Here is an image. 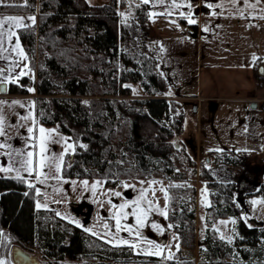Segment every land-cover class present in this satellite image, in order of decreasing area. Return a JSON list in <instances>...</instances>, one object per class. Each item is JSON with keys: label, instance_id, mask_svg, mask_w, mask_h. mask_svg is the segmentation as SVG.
Returning a JSON list of instances; mask_svg holds the SVG:
<instances>
[{"label": "trees", "instance_id": "obj_1", "mask_svg": "<svg viewBox=\"0 0 264 264\" xmlns=\"http://www.w3.org/2000/svg\"><path fill=\"white\" fill-rule=\"evenodd\" d=\"M24 4H0V13L36 12L34 25L17 29L32 72L21 79L24 87L9 84L6 93L28 94V87L35 88L36 118L71 136L77 147L65 160L63 174L100 178L114 186L131 177L184 178L174 161L179 150L176 136L183 131L181 104L178 108L173 100L161 96L121 97L130 93V87L124 85L134 82H141L148 94L164 93L169 88L168 78L160 75L149 5L140 4V0L101 4L27 0V6ZM121 12L128 16L123 23ZM220 152L226 153L220 158L217 155L216 164L231 169L238 166L240 171L234 180L217 179L212 166L203 171L211 205L206 208V221L209 226L218 218L234 216L237 236L233 244L221 240L210 226L199 241V259L183 242V233L195 234V187L190 184L168 187L172 208L168 220L181 234V244L175 259L167 261L135 253L126 246L114 247L57 216L52 208L37 209V196L27 183L15 176H0V229L11 240L2 249L11 259L13 245L30 252L37 248L43 257L40 264L82 257L88 260L85 264H264V222L251 224L242 219L248 196L264 198V180L259 176L262 168L248 170L250 178L254 176L252 183L246 182L251 186L238 190L237 178L247 169V154L229 150L214 153ZM189 167L194 171L192 164ZM238 194H242L241 202Z\"/></svg>", "mask_w": 264, "mask_h": 264}, {"label": "rangeland", "instance_id": "obj_2", "mask_svg": "<svg viewBox=\"0 0 264 264\" xmlns=\"http://www.w3.org/2000/svg\"><path fill=\"white\" fill-rule=\"evenodd\" d=\"M12 3H17V4H23L25 0H8ZM7 1V2H8ZM20 1V2H19ZM91 4H101L103 2H106L108 0H87ZM7 4V3H3ZM37 9V7H36ZM12 14H21V13H12ZM32 16H35L36 12L30 13ZM178 23L180 24V28L176 30L177 32H182L183 27L188 29L191 28L190 25H185L183 22L179 19H177ZM149 24L150 28L153 31V33L156 35L157 40L162 42L163 38L165 35L169 34V22L168 18H161V17H156L155 22L153 23L149 19ZM185 29V30H186ZM17 32V29H16ZM18 34V32H17ZM177 34V33H173ZM179 39V38H177ZM176 39V40H177ZM21 42V41H20ZM22 45V44H21ZM160 59V56H159ZM161 61V60H160ZM182 62V61H181ZM178 63V60L175 62V71L172 73L174 75L175 79H172L170 75L168 78L171 79L170 85H175L169 86V88L164 92L160 94H148L147 92L144 91L143 86L141 82H134L130 83V93L126 96H121L122 98L126 99H140V98H151V97H165L169 100H173V104L179 108V104H181L182 111L184 113V118H183V131L181 134L176 136L177 144H178V152L177 154H174V161H175V169L179 171L181 177H184L180 180H171L170 178H165L161 175H153L151 178H139V177H131V178H126L122 179L120 182H126L130 185H135V188H123L120 185V182L117 185H110L104 181V179L100 178H87V177H67L63 174V170L61 172V175L63 177V182L61 181L59 184L57 181L49 179L46 183L40 184L37 183L35 180V177H29L27 173L23 171V169L20 170V175L25 177V183L26 181H31L32 183L36 184V187L41 190V195L36 197V202L41 203V204H47L48 208L54 209L55 213L59 212L61 213V216L71 218L74 221H79L81 225L84 227H88L93 229L98 237L102 238L103 240H108L110 237H105L103 235L105 229L103 225L107 223L110 227V230L114 233L115 228L114 224L115 221L111 219V213L114 211L112 209L111 205L108 203L109 198L112 201V204H120L123 203L124 200H133L137 197L138 195V189L144 187L147 188L148 184L147 182L150 180H157V181H162L163 186L168 188L170 184L174 185H193L195 187V200L192 202L193 209L195 210V234L191 235L188 233H183L182 238L183 242L191 249V251L194 253V256L196 259H199L201 257V252L199 248V241L200 239L206 234V229L207 227H214V228H219L220 232H222L226 237H231L234 243V240L237 236L235 224L229 223L227 226L220 225L219 221H229V220H236L234 216H227L224 218H218L214 220L209 226L206 221V208L205 206L202 205V196H201V190L204 189L205 187L207 188V193L206 196L203 197L207 201L210 202V194H209V189L206 186L203 178V171H207V167L212 166L214 168L213 174L217 179H236L235 175L240 171V168L238 166L227 168L223 165H218V156L220 158L221 155H223L226 152H220V153H214L216 149H222V147H215L212 148L214 151L210 152L207 149V143L205 142L206 137L204 135V131H207V133H210V123L211 119L214 117L212 116L211 110L209 108V103L205 102V106H203V109L201 110V113L198 115L195 111L193 110V104H190L188 102L184 101V98L180 94H193L195 91H184L183 89H180L177 87V85H180V77L178 74V68L179 65L181 64ZM29 63V61H27ZM160 67H161V62ZM2 64H6L4 61L0 60V67H5ZM164 72V69H163ZM31 74V73H30ZM167 74L164 72V75ZM133 89H135V93L133 92ZM192 90V89H191ZM171 92L172 95H168V93ZM37 94L35 92H29L28 94H0V100L8 101L9 104L2 105L0 106V114H2L5 118V129L7 136L6 138H0L6 139L8 143L12 145V148L15 150H20L22 152H27V151H32L33 149L31 148V143L32 141L28 140V132H27V127L31 125V121L24 122L20 120V116L22 115H28L29 108L28 104L31 101H34V97H36ZM20 101L24 103L26 106L24 108H21L19 105H11V101ZM179 109H177L178 111ZM34 112V109L32 110ZM258 116L256 117V119ZM37 119V118H36ZM39 125L43 126L46 129H53L57 128L55 125H45L42 122H40L37 119ZM23 124V127H14L17 125ZM198 128V132L201 134V139L202 143L205 146V149L199 150V155L196 159H193V155L195 157V154L191 156L189 153L188 148L183 146L182 143V137L187 136L189 138H192V133L193 130ZM60 135L64 137L70 138L69 143H73V139L71 138L70 135L63 133L62 131L59 130ZM210 137V136H209ZM213 139V138H212ZM50 147V152L52 155H59L63 150H64V145L62 143H52L49 145ZM194 149V148H193ZM195 150V149H194ZM193 150V151H194ZM3 151V150H0ZM196 153V150L194 151ZM230 153V152H227ZM240 153V152H238ZM71 154V153H70ZM197 154V153H196ZM69 155V154H68ZM68 155L65 156V160L67 159ZM218 155V156H217ZM240 155V154H239ZM192 159L188 161L190 158ZM205 157H208V162H205ZM16 160L23 159V157H15ZM11 161L9 160L8 157L0 155V166H7ZM244 162L247 164V169L244 171V176H246L251 183H252V178L249 176V172H257V170L260 171L261 169V180H264V161L262 163H256L252 164L253 160L246 156L244 159ZM192 164V168L194 169L191 170L189 165ZM16 168H19L20 165L17 163L15 165ZM249 170V172H247ZM248 173V174H247ZM17 173L15 171L11 173H0V176H15L16 177ZM186 178V179H185ZM87 180L89 182V186L85 187L82 184V181ZM101 180L103 183L97 188L95 195L90 189L91 184H93L95 181ZM140 180L145 181L143 185L139 183ZM75 181V185H73L71 182ZM248 181V182H249ZM251 183H243V186L248 188L251 186ZM157 188L155 200L159 201V205L161 208L164 207L165 201L163 194L158 191L160 185H155ZM243 187V188H245ZM59 188L61 191H56V189ZM119 191L122 193L121 197H116L114 195H110V192H116ZM241 197H236L240 202L242 198V194H240ZM149 198L151 197V194H149ZM264 199L261 195L259 194H253L247 197V204H246V217H247V222L254 224V221H263L264 222V204H256L253 205L251 203L252 200H261ZM190 202V203H191ZM172 208L169 205L168 201V212H171ZM204 219H201V218ZM67 219V218H65ZM151 220L156 221L159 223L161 226L167 228L168 224H172L168 219H165L164 217L158 215V214H152ZM69 220V219H67ZM122 223H128V224H134L135 220L132 217H129L127 221H123ZM173 225V224H172ZM83 228V227H82ZM143 236L148 239L152 240L156 243H159L161 245H173L175 243L181 244V234L177 231L172 229H168L165 231L164 234H160L158 231L152 229L151 227H145L142 229ZM218 235L220 236V233L218 232ZM120 237L124 239H132L131 237L128 236V234L124 231H121L119 234ZM174 236H178L179 240L175 241L173 239ZM227 241V240H226ZM135 253H137L135 250H133ZM172 252L175 255L177 250L173 247ZM37 256L39 259H43L42 253L39 249H35L32 252ZM0 254L9 255L5 253L0 247ZM236 258L238 259V255ZM87 259L85 257L78 258V259H63L57 261V264H85L87 263Z\"/></svg>", "mask_w": 264, "mask_h": 264}, {"label": "crops", "instance_id": "obj_3", "mask_svg": "<svg viewBox=\"0 0 264 264\" xmlns=\"http://www.w3.org/2000/svg\"><path fill=\"white\" fill-rule=\"evenodd\" d=\"M7 1L2 0L0 4L12 3ZM208 2L215 4L221 0ZM250 2L254 3L255 0ZM223 3L224 8L217 9L218 12L222 11L223 15L213 17L210 15L211 10L204 6L205 0H194L196 7L193 12L198 23L190 25L191 28L188 29L183 27L182 32H177L178 28L169 23V34L160 41L166 49L164 52L160 51L156 37L157 55L158 58L160 56L161 62L159 70L163 72L164 69L167 73L165 76L170 75L175 79L172 74L176 69L175 62L182 61L178 68L181 80L177 87L185 92L195 93L180 95L185 102L195 104L198 115L201 110L206 109L203 108L205 102L209 103L214 118L210 123L211 134L204 131L207 149L222 147V151L244 152L253 160L252 164L262 163L264 109L260 107V101L264 98V72L259 68H264V20L259 19V16L262 14L261 9H264V0L255 11H245L244 18L233 9L229 0H223ZM236 7L243 8L244 5L241 3ZM168 10L167 4L149 5V12L161 13ZM179 11L188 9L173 10L172 16L157 17L168 18V22L179 19L187 25L185 20L179 18ZM250 12L252 16L249 15ZM4 16L24 17L26 24H32L27 20L31 14L0 13V18ZM205 25L210 29L208 32L202 31ZM253 54L261 59L253 63ZM168 80L169 86L175 87L170 85L171 79ZM182 143L188 148L191 156L195 154L193 159L201 156L199 150L205 149L197 127L193 130L192 138L182 137ZM259 176L262 177L261 174Z\"/></svg>", "mask_w": 264, "mask_h": 264}, {"label": "snow or ice", "instance_id": "obj_4", "mask_svg": "<svg viewBox=\"0 0 264 264\" xmlns=\"http://www.w3.org/2000/svg\"><path fill=\"white\" fill-rule=\"evenodd\" d=\"M2 3V0H0ZM229 3L232 5L233 9L239 13L241 18L245 17V11L251 9L253 11L256 10L257 6L262 3V0H255V2H250V0H229ZM243 4V8L236 7L238 4ZM140 4L143 5H152L155 6L156 4L159 5H166L168 7L167 12H149L148 18L154 23L157 16L160 15H167L172 16L173 10H180V9H188V11H179L178 15L179 18L185 20L189 25H196L198 20L195 18V13L193 12L194 7V0H140ZM140 4H137L136 7H140ZM11 6V5H9ZM23 6H27V0H25V4ZM207 9L211 10L210 15L213 17L223 15V12H218L217 9H223L224 3L221 0L220 3H212L205 0V5ZM261 15L259 19L264 20V9H261ZM252 16V13H249ZM120 16L124 19L122 23L128 19L127 14L121 12ZM253 18H255L253 16ZM27 20L31 21L34 25L36 22L35 16L27 17ZM170 24L174 25L176 28H180V24L176 19L170 20ZM29 27L28 24L25 23V18L20 16H4L0 18V60L6 62L5 67H0V92L6 91V85L13 84L19 87H24L20 84V81L23 77L29 76L32 72L31 67L29 66L28 55L25 53L24 48L20 42V36L17 34L16 31L13 29H24ZM210 29L207 25H205L202 29L203 32H208ZM160 46V51L164 52L166 49L164 48L163 44L157 42ZM261 59L253 54L252 60L253 63ZM19 69V71H17ZM264 72V68L261 69ZM161 76L164 75L163 72L160 73ZM34 79V76H33ZM124 87H130V85H124ZM28 92H34L35 88L28 87L26 89ZM135 93V89H133ZM168 95H172L171 92ZM87 103V101H85ZM9 104L8 101L0 100V106ZM11 105H19L21 108H24L26 105L20 101H11ZM36 101H31L27 105L29 108L28 115L20 116V120L24 122L31 121V125L27 127L28 132V140L32 141L31 148L32 151L22 152L20 150H15L12 148V145L7 142L6 139L0 140V155L8 157L11 161L7 166H0V173H11L15 171L17 173L16 179L21 181H25V177L20 175V170L23 169L25 173L29 177H35L37 183L44 184L49 179L57 181L59 184L63 181V177L61 172L64 167L65 156L72 153L74 154L76 151L77 145L73 143H69L70 138L64 137L60 135L58 128L53 129H46L43 126L39 125L34 112L32 111L35 108ZM2 111V110H0ZM14 127H23V124L17 125ZM7 133L5 129V118L2 114H0V138H6ZM52 143H62L64 145V150L59 155H52L50 152L49 145ZM79 147L87 148V145L80 144ZM212 151V149H210ZM216 151H222L221 149H216ZM23 157V159L16 160L15 157ZM19 164L20 167L16 168L15 165ZM71 167V164L68 165ZM67 182V181H63ZM28 188L33 189L35 191L36 196L41 195V190L36 187L35 183H32L30 180L26 181ZM75 185V181L71 182ZM103 183L101 180L95 181L91 184L90 189L95 195L97 188ZM139 183L143 185L145 181L140 180ZM82 184L85 187L89 186V182L87 180L82 181ZM147 188H140L138 189V195L133 200H124L123 203L120 204H112L111 199L109 198L108 203L111 205L112 211L111 219L115 221L114 228L115 232L113 233L110 230V227L107 223L103 225L105 231L103 235L105 237H110V239L106 240V243L112 244L114 247H121L126 246L129 249L135 250L138 254H143L146 256H156L163 260L172 261L175 259L174 254L172 252V248L174 247L177 251L180 250V244L175 243L173 245H161L156 243L152 240H148L143 236L142 229L145 227H151L152 229L158 231L160 234H164L166 230L172 229L173 225L168 224L167 228L161 226L154 220H151L152 214H158L165 219H168L169 212H168V201L170 197L168 195V188L163 186L162 181L157 180H150L147 182ZM120 185L127 189V188H135V185H130L126 182H120ZM155 185H160L158 191L163 194L164 197V207L161 208L159 205V201L155 200L157 188ZM182 185H174L170 184L169 187H181ZM56 191H61V189L57 188ZM207 188L201 190L202 196V205L205 207H210V202L204 199L203 197L206 196ZM28 193H25L27 195ZM149 194L151 197L149 198ZM110 195H114L116 197H121L122 193L119 191L110 192ZM251 203L253 205L256 204H264V199L261 200H252ZM37 209L45 208L47 209L48 205L41 204L37 202L36 204ZM57 216H61V213L57 212ZM129 217L134 218V224L122 223L123 221H127ZM62 219H69L70 223H75L77 227H83L85 232H89L92 235L96 236L97 233L88 227H84L80 224L79 221H74L71 218L61 216ZM201 219H204L203 217ZM245 221L247 217H242ZM229 223L235 224L236 220L232 219L229 221H219L220 225L227 226ZM251 227V225H249ZM124 231L128 234L129 237L132 239H124L119 236L120 232ZM214 231L219 232V238L221 240H227V243L231 244L233 242L231 237H226L222 232H220L219 228H214ZM173 239L175 241L179 240L178 236H174ZM10 237H8L3 229H0V247H3L7 243H10ZM206 251V249H204ZM0 264H13L12 259H10L7 255L0 254Z\"/></svg>", "mask_w": 264, "mask_h": 264}, {"label": "water", "instance_id": "obj_5", "mask_svg": "<svg viewBox=\"0 0 264 264\" xmlns=\"http://www.w3.org/2000/svg\"><path fill=\"white\" fill-rule=\"evenodd\" d=\"M262 67L259 68L261 71ZM7 89V87H6ZM1 92V93H5ZM193 110H195V105H193ZM205 162H208V157H205ZM10 257L13 264H40L39 258L30 251H27L20 247L19 245H13L10 251Z\"/></svg>", "mask_w": 264, "mask_h": 264}, {"label": "flooded vegetation", "instance_id": "obj_6", "mask_svg": "<svg viewBox=\"0 0 264 264\" xmlns=\"http://www.w3.org/2000/svg\"><path fill=\"white\" fill-rule=\"evenodd\" d=\"M247 177L246 176H244V172L241 174V175H239V177L237 178V188H238V190H244L246 187L245 186H243V183H246L247 182ZM243 187H245V188H243Z\"/></svg>", "mask_w": 264, "mask_h": 264}, {"label": "built area", "instance_id": "obj_7", "mask_svg": "<svg viewBox=\"0 0 264 264\" xmlns=\"http://www.w3.org/2000/svg\"><path fill=\"white\" fill-rule=\"evenodd\" d=\"M260 107L262 108V109H264V98L261 100V102H260Z\"/></svg>", "mask_w": 264, "mask_h": 264}]
</instances>
